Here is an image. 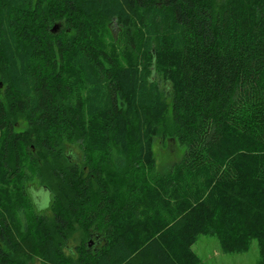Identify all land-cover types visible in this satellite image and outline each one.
Instances as JSON below:
<instances>
[{
  "label": "trees",
  "instance_id": "16d2710c",
  "mask_svg": "<svg viewBox=\"0 0 264 264\" xmlns=\"http://www.w3.org/2000/svg\"><path fill=\"white\" fill-rule=\"evenodd\" d=\"M55 20L73 34H51ZM103 20L131 52L126 65L94 43ZM0 79V264L11 251L43 264H203L193 245L216 221L228 233L257 220L264 255V0H225L219 12L213 0H0ZM8 110L26 132H13ZM168 114L183 156L140 195L91 198L90 178L58 161L70 141L120 174L153 171ZM51 160L45 187L60 212L35 219L17 202L22 168ZM84 214L104 243L67 261L60 246Z\"/></svg>",
  "mask_w": 264,
  "mask_h": 264
},
{
  "label": "rangeland",
  "instance_id": "374dc122",
  "mask_svg": "<svg viewBox=\"0 0 264 264\" xmlns=\"http://www.w3.org/2000/svg\"><path fill=\"white\" fill-rule=\"evenodd\" d=\"M224 2L225 0H213L214 10L219 12ZM54 26H57L56 30L51 34L58 33V36L62 35L65 38L73 34V31L69 30L62 20L50 21L48 30L51 31ZM94 43L96 46L113 53L116 60L121 64L126 65L132 59V54L118 35V29L114 22L103 20L97 23ZM160 86L161 89L165 90L163 82L160 83ZM4 88L5 83L0 79V95L7 109V102L3 97ZM8 119L13 127V132L22 134L27 131V122L18 112L8 110ZM171 127V118L168 114L167 129L165 132H161L154 142L153 152L156 165L153 171L131 164L129 170L121 171L120 174L107 156L103 154L98 157L93 156L80 143L70 141H64L59 147L61 156L58 161L63 168L71 164H77L76 166L82 172L81 174L87 179L90 178L88 192L91 198L98 200V197L103 193L106 194V197L120 195L121 198L135 196L136 194L140 195L153 180L168 175L172 165L183 156L184 148L174 137ZM34 144L36 145V141ZM37 151L34 145L29 146L31 154H36ZM98 158L104 160L102 165L98 167L101 183L97 182V173L94 176L95 173L91 169V166L96 168L95 161H100ZM50 163L51 165L49 164L50 167H47V170H43L45 167L41 165V161L36 166L31 163L26 164L25 167L23 166L24 183L21 192L23 195L16 198L19 204L30 208V213L35 219L46 218L52 221L54 216L60 212V209L57 201H53L55 193L45 187L49 186V183L54 180L50 172L53 161ZM92 209L90 207L89 212ZM97 222L95 220L90 221L86 214L79 217L73 215L69 240L60 246L67 261L71 256L76 258L77 251L87 244L94 250L102 246L104 243L101 240L103 233L100 230L102 227ZM244 224H246L244 221H240L227 233L224 231L222 223L216 221L211 227V232L200 235L193 245V250L200 261L203 264H264V255L261 251L262 238L256 229L259 223L254 220L250 227ZM95 232H98L99 239L96 246L93 245L96 242ZM0 248L7 252V247L4 244H0ZM11 256L15 260L13 264H43L35 255L26 258V256L11 251Z\"/></svg>",
  "mask_w": 264,
  "mask_h": 264
},
{
  "label": "water",
  "instance_id": "95a60500",
  "mask_svg": "<svg viewBox=\"0 0 264 264\" xmlns=\"http://www.w3.org/2000/svg\"><path fill=\"white\" fill-rule=\"evenodd\" d=\"M56 27H57V26H54V27L52 28L51 32H54V31L56 30Z\"/></svg>",
  "mask_w": 264,
  "mask_h": 264
}]
</instances>
